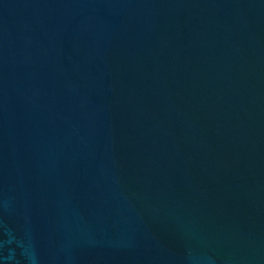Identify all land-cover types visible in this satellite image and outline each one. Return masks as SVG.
I'll return each instance as SVG.
<instances>
[{"label":"water","instance_id":"1","mask_svg":"<svg viewBox=\"0 0 264 264\" xmlns=\"http://www.w3.org/2000/svg\"><path fill=\"white\" fill-rule=\"evenodd\" d=\"M0 264H264V0H0Z\"/></svg>","mask_w":264,"mask_h":264}]
</instances>
